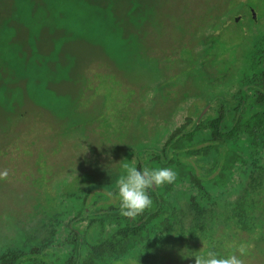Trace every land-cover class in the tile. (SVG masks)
Wrapping results in <instances>:
<instances>
[{"label":"rangeland","instance_id":"rangeland-1","mask_svg":"<svg viewBox=\"0 0 264 264\" xmlns=\"http://www.w3.org/2000/svg\"><path fill=\"white\" fill-rule=\"evenodd\" d=\"M244 1L0 0V255L52 240L48 258L62 262L58 229L74 206L116 202L118 162L160 147L205 87L212 101L240 83L246 31L264 29L243 14L232 23L235 5L264 9ZM180 244L145 264H195L207 246ZM241 259L264 264V247Z\"/></svg>","mask_w":264,"mask_h":264},{"label":"trees","instance_id":"trees-1","mask_svg":"<svg viewBox=\"0 0 264 264\" xmlns=\"http://www.w3.org/2000/svg\"><path fill=\"white\" fill-rule=\"evenodd\" d=\"M209 128L210 133H204L200 139L195 137L199 130ZM219 133L217 123L212 125L208 118L196 126L183 125L169 135L164 142L165 155L159 160L161 156L158 159L153 153L156 163L152 166L173 169L177 179L173 184L151 190V206L136 218L122 215L119 201L76 204L70 218L61 222L58 229V246L67 252L57 264H116L131 260L145 264L151 260L153 249L164 247L172 238L186 246L193 240H203L207 246L200 251L214 247L224 255L241 244L247 249L255 244L264 247L263 175L255 171L262 166L258 160L263 154L258 151L263 144L264 119L255 114L238 122L230 132L232 139H214ZM242 135L249 139L254 167L250 165L253 168L248 186L236 200L223 205L221 200L235 190L228 179L240 180L244 175L235 170L244 165L242 151L246 150L247 141ZM201 167L205 170L200 171ZM179 192L186 198L182 207L173 201ZM82 221L86 226L78 230ZM226 239L231 240V245L225 243ZM52 244L48 240L30 251H7L0 255V264H51L46 249Z\"/></svg>","mask_w":264,"mask_h":264},{"label":"flooded vegetation","instance_id":"flooded-vegetation-1","mask_svg":"<svg viewBox=\"0 0 264 264\" xmlns=\"http://www.w3.org/2000/svg\"><path fill=\"white\" fill-rule=\"evenodd\" d=\"M240 2V0H237ZM260 1V0H259ZM242 3H245L244 0H242ZM242 9H240L237 5H235L237 15L233 17V24H241L243 22V15H245L251 22L252 26H258V24H264V9L261 8V14L259 15L254 6H247L245 4H242ZM239 9V10H238ZM246 21V20H245ZM252 30V31H251ZM246 32H251L252 34V41L250 42L253 47L252 50L247 55V61L245 62L243 68L239 71L233 70V73H241L240 75V83L237 82L230 90L229 93L224 94H218L217 99L207 100L205 99L207 94V88L205 87L203 90V98L198 102V104H193L194 107V113L191 112L185 115L184 122L177 128L179 129L183 125H194L196 126L202 121H205L206 119L210 118L211 124L214 125L217 123L218 129L220 133L218 135H214V139H221V137L232 139L233 135H230V132L234 128L238 122L243 120H249L252 115L259 114L262 119H264V29H259L253 27L249 28ZM196 124V125H195ZM175 129V130H177ZM210 128L205 130H199L198 133L195 134V137L199 139L202 138L204 133H210ZM264 136V133H262ZM226 138V139H227ZM242 139L247 141L246 150H243V154L245 155L244 159V165L242 167L236 168V172L244 175L240 178V180L234 179V177L229 178L230 186L236 187L237 185H240L242 181L245 178H248L247 185L250 181V172L251 169L254 167L250 160V150L248 149V141L249 139L242 135ZM262 149L258 151V154L262 155V157L258 160V165L255 168V171L258 173L262 172V186L261 188L264 189V138ZM164 146L163 143L160 147H154L151 149V152H147L145 156L141 154H137V161L136 166H148L153 167L152 165L156 163V160L153 158L157 157L159 159V156L161 160L164 153ZM153 153H155V156L153 157ZM250 165L253 167L251 168ZM260 167H263L260 169ZM201 170H205V168L201 167ZM236 180V183H233V181ZM244 187V188H246ZM240 195V194H239ZM238 195V196H239ZM238 198V197H237ZM236 198V199H237ZM235 199V200H236ZM118 201V200H117ZM116 201V202H117ZM186 201V198H185ZM71 227L74 228L73 222L70 223ZM86 226V222H81L77 225L78 230H83V226Z\"/></svg>","mask_w":264,"mask_h":264},{"label":"clouds","instance_id":"clouds-1","mask_svg":"<svg viewBox=\"0 0 264 264\" xmlns=\"http://www.w3.org/2000/svg\"><path fill=\"white\" fill-rule=\"evenodd\" d=\"M119 176L116 181V198L122 215L136 218L148 209L152 200L149 192L163 185L173 184L176 172L165 166H140L135 162L123 159L120 162ZM6 175V173H5ZM247 247L241 244L234 252L220 254L214 247L195 257V264H242V257L247 254ZM184 255V254H183Z\"/></svg>","mask_w":264,"mask_h":264}]
</instances>
